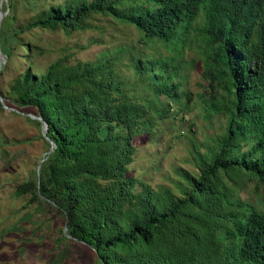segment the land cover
Returning a JSON list of instances; mask_svg holds the SVG:
<instances>
[{"label":"trees","instance_id":"16d2710c","mask_svg":"<svg viewBox=\"0 0 264 264\" xmlns=\"http://www.w3.org/2000/svg\"><path fill=\"white\" fill-rule=\"evenodd\" d=\"M17 8L18 0L3 5L0 74L9 67L3 55L26 67L0 94L9 107L42 117L56 147L16 196L53 211L61 240L71 236L100 264H264V0H73L24 23ZM94 16L135 27L140 44L166 54L135 47L139 81L130 89L116 75L121 49L39 68L47 50L37 32L72 35L91 28ZM194 48L206 83L197 95L181 67ZM196 111L218 130L193 153L197 171L182 170L171 186L135 178V139Z\"/></svg>","mask_w":264,"mask_h":264},{"label":"rangeland","instance_id":"374dc122","mask_svg":"<svg viewBox=\"0 0 264 264\" xmlns=\"http://www.w3.org/2000/svg\"><path fill=\"white\" fill-rule=\"evenodd\" d=\"M72 1L18 0L17 22L24 23L50 6ZM6 3L8 0H0L2 9ZM89 23L91 28L72 35L62 31L37 32L38 45L47 50L38 58L39 68L45 69L59 58L67 59L70 64L95 62L102 57L117 56L121 49L126 55L115 64L116 75L126 89H130L139 81L132 60L135 47H142L148 56L166 54L160 45L151 49L140 44L141 34L137 29L113 17L94 16ZM30 40L31 43L36 41L34 38ZM187 58V64L181 62L185 87L197 95L206 85L202 78L201 57L194 48L187 49ZM4 60L3 66L9 67L4 75L0 74V88L7 91L13 76L25 69L26 63L21 58L9 64L6 57ZM1 104L0 264H100L80 242L61 240L63 221L53 211H44L38 204H31L29 196H16V185L31 178L47 150L42 126L29 120L30 113L7 110ZM172 109L174 113L178 107L174 105ZM185 114L183 120L169 116L159 122L153 133H144L135 139V158L130 166L135 178L153 187L171 186L182 170L197 171L193 153L199 148L205 151L203 146L211 143L216 127L203 119L199 111ZM251 191V187L244 188L240 195L249 199Z\"/></svg>","mask_w":264,"mask_h":264},{"label":"water","instance_id":"95a60500","mask_svg":"<svg viewBox=\"0 0 264 264\" xmlns=\"http://www.w3.org/2000/svg\"><path fill=\"white\" fill-rule=\"evenodd\" d=\"M7 13L4 12V10L2 9V7L0 6V28H1V23L4 20V18L6 17ZM0 53L2 54L1 51V44H0ZM3 57H5L3 55ZM0 102L2 103L3 107L7 110H12V111H17L15 108H11L6 104V101L4 99V97L0 94ZM18 112V111H17ZM29 117H31L34 120H39L42 124V132H43V137L46 138L50 144H51V149L50 151H48L45 155L44 158L42 159V162H44L47 159V156L50 155L52 153V151L54 150V148L56 147V144L54 143V141H52L49 136H48V131H49V125L48 123L40 116L34 115V114H28ZM42 162L39 164L38 166V173L40 174L41 168H42ZM65 234L67 235V224L65 226ZM70 239H72L71 236H68Z\"/></svg>","mask_w":264,"mask_h":264}]
</instances>
